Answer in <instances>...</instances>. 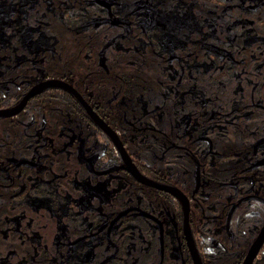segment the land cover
Returning a JSON list of instances; mask_svg holds the SVG:
<instances>
[{"label":"flooded vegetation","instance_id":"af4514ba","mask_svg":"<svg viewBox=\"0 0 264 264\" xmlns=\"http://www.w3.org/2000/svg\"><path fill=\"white\" fill-rule=\"evenodd\" d=\"M84 1L29 0L21 21L52 44L0 48V256L15 247L23 260L10 264H264V32L233 14L201 17L191 0H120L129 18L191 7L195 56L208 62L188 70L189 50L162 52L124 20L75 29ZM97 180L106 196L77 212L97 223L88 257L21 248L17 229L40 223L25 226L24 197L69 202L76 183Z\"/></svg>","mask_w":264,"mask_h":264},{"label":"rangeland","instance_id":"374dc122","mask_svg":"<svg viewBox=\"0 0 264 264\" xmlns=\"http://www.w3.org/2000/svg\"><path fill=\"white\" fill-rule=\"evenodd\" d=\"M29 0H0V48L10 49L11 51H22L23 49L36 52L43 46L51 45L54 38L52 34L44 30H31L21 21L19 12L28 6ZM12 3L17 12L13 13L8 7ZM123 3L120 0H85L77 9L78 18L72 20L71 25L81 30L89 23L107 20L121 19L131 26L143 28L146 31V41L154 44L162 52H171L176 47L190 51L191 60L183 56V64L188 70L200 69V66L206 67L208 62L206 55L201 54V58L195 56V42L201 37L195 38L192 33L198 32L201 35V26L196 23L194 13L189 5H181L179 1L175 2L171 8L164 11L156 8L137 9L134 17L129 18L122 11ZM207 51V46H205ZM187 59V60H186ZM205 70V69H204ZM195 79V75L191 76ZM101 182L87 181V183H76L74 189L69 193L65 192L64 198L48 201L46 197L33 196L24 197L27 202L23 210V219L25 226H30L34 220H40V223L26 231V228L17 229L19 231L18 240L22 247L27 249L26 245H32L33 252L38 249H47L52 245L55 249L66 245L69 254L74 261H81L91 253L92 241L95 238L93 226L97 223L90 222L95 217H87L85 214L77 212L92 207V198L101 200L105 194L100 191ZM59 197L62 193H55ZM26 195V194H25ZM23 198V197H22ZM58 201V202H57ZM64 216V217H63ZM18 227L17 220H15ZM83 227V230H71L70 227ZM81 235V238L73 239L72 235ZM26 241V242H25ZM24 245V246H23ZM23 260L20 255H16L15 247L5 251L0 256V264L16 263Z\"/></svg>","mask_w":264,"mask_h":264},{"label":"trees","instance_id":"16d2710c","mask_svg":"<svg viewBox=\"0 0 264 264\" xmlns=\"http://www.w3.org/2000/svg\"><path fill=\"white\" fill-rule=\"evenodd\" d=\"M186 1V0H183ZM196 12L202 17L210 14H217L222 20H228L233 14L234 18L249 20L256 24V29L264 32V0H191ZM131 4L134 0H125ZM245 6V9L242 8ZM247 16V17H245ZM259 24V25H257Z\"/></svg>","mask_w":264,"mask_h":264}]
</instances>
